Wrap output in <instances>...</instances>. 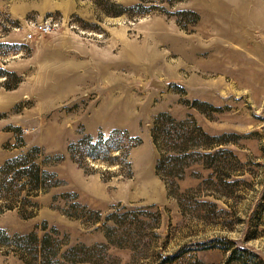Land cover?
I'll list each match as a JSON object with an SVG mask.
<instances>
[{"label": "rangeland", "instance_id": "obj_1", "mask_svg": "<svg viewBox=\"0 0 264 264\" xmlns=\"http://www.w3.org/2000/svg\"><path fill=\"white\" fill-rule=\"evenodd\" d=\"M155 1L172 16L107 15L100 0H0V167L39 147V162H48L63 182L36 199L35 216L5 211L0 227L26 234L48 221L72 244L93 245L106 242L109 215L130 212L145 223L141 233L149 244L135 251L138 232L130 228L135 242L109 251L121 264L170 256L178 257L174 264H264V31L250 28L226 0H183L174 7ZM239 3L264 7V0ZM49 16L59 27L27 40L33 23ZM256 20L264 23V14L257 12ZM195 101L211 105L202 106L208 116L191 107ZM161 113L193 115L212 135H239L231 149L244 163L236 177L243 182L198 191L211 171L193 164L170 196L156 173L151 136ZM116 129L142 139L131 151L130 172L116 163L79 166L71 159V144ZM57 156L65 158L55 163ZM67 193L89 208L80 215L96 218L90 211H101L103 221L89 225L65 215V199L54 197ZM0 264L24 263L0 253Z\"/></svg>", "mask_w": 264, "mask_h": 264}, {"label": "trees", "instance_id": "obj_2", "mask_svg": "<svg viewBox=\"0 0 264 264\" xmlns=\"http://www.w3.org/2000/svg\"><path fill=\"white\" fill-rule=\"evenodd\" d=\"M138 1L136 5L130 7L118 3L117 0H100L99 5L104 13L113 16L127 12L144 14L154 11L172 16L165 7H158L155 0ZM161 1L174 7L177 2L183 0ZM190 105L208 116L202 106H211L209 103L195 101ZM151 136L159 153L156 173L166 183L170 196L178 193V182L185 177L187 168L193 164H202L206 170L211 171L209 179L203 181L198 191L205 185L217 187L219 191L221 188L243 182L236 180V177L243 175L244 163L231 149V145L236 144V140L240 138L239 135L229 133L212 135L193 115L177 119L169 113H161L153 122ZM140 144L141 138L132 136L128 130L116 129L109 136L103 133L97 137L85 135L78 142L71 144L68 152L79 166H85L87 161L103 162L108 165L116 163L120 165V169H127L130 172L131 151ZM42 155V150L34 147L24 155L7 160L0 167V213L17 209L23 217L31 218L39 209L36 199L63 184L58 174L49 168L51 166L48 162H39ZM64 158L65 156H57L55 163H60ZM216 192L212 191L210 196L219 199ZM71 197L75 198L69 199ZM61 198L65 199L67 205L66 209H62L65 215L89 225L103 221L101 211H90L97 215L96 218H88L86 214L78 213L79 210L85 211L89 208L78 201L77 194L57 195L54 201L57 202ZM212 205L216 206L215 203ZM132 215L133 213L120 211L109 215L104 220L106 242L93 245L72 244L68 235L63 234L56 226H50L48 221H44L42 225L26 234H11L0 227V253L13 255L24 264H121L109 251L112 246L123 247L124 242H135L129 233L130 228L136 227L138 232L135 251L140 252L149 244L145 240L147 234L141 233L145 223L139 218L130 219ZM108 222H112L113 225L109 226ZM177 258L170 256L168 261L161 263H155L147 258L142 259L140 263L133 260L129 264H174ZM235 260L236 263L238 260L240 264L246 263L240 259Z\"/></svg>", "mask_w": 264, "mask_h": 264}, {"label": "crops", "instance_id": "obj_3", "mask_svg": "<svg viewBox=\"0 0 264 264\" xmlns=\"http://www.w3.org/2000/svg\"><path fill=\"white\" fill-rule=\"evenodd\" d=\"M226 1L228 2L229 6L233 7L234 11L244 14V17L247 19V25L250 28H259L261 31H264V23L256 20L257 12L264 14V7L257 4L247 5L244 7L243 5H240L239 0Z\"/></svg>", "mask_w": 264, "mask_h": 264}, {"label": "built area", "instance_id": "obj_4", "mask_svg": "<svg viewBox=\"0 0 264 264\" xmlns=\"http://www.w3.org/2000/svg\"><path fill=\"white\" fill-rule=\"evenodd\" d=\"M34 24L33 30H31L27 35V40L32 41L35 36L39 33L41 35L46 33L53 32L57 27H59L60 22L55 19L54 17H47L42 22H38L37 24Z\"/></svg>", "mask_w": 264, "mask_h": 264}]
</instances>
